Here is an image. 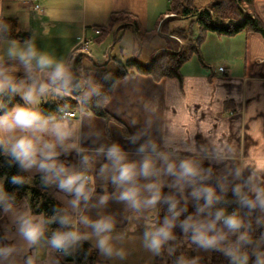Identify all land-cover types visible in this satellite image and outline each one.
<instances>
[{
    "label": "crops",
    "instance_id": "1",
    "mask_svg": "<svg viewBox=\"0 0 264 264\" xmlns=\"http://www.w3.org/2000/svg\"><path fill=\"white\" fill-rule=\"evenodd\" d=\"M40 2L42 15L29 8L28 0H0V16L16 18L19 29L31 35L27 42L0 40V61L22 58L23 53V59L38 69L41 86H47L43 92L38 90L39 95L29 68L15 73L11 84L34 108L43 103V95L52 99L67 94L49 81V73L57 65L71 66L83 35L90 39L100 35L91 27L107 26L113 13L124 12L134 15L145 33L158 29L163 18L170 16L166 13L170 0ZM12 6L15 13L7 14ZM253 9L264 22V0H255ZM170 25L161 32L169 35L164 38L167 48L174 47L172 40L179 41L170 34L174 30ZM201 53L202 65L187 70L186 61L180 78L155 81L136 74L116 84L106 108L125 125L129 137L117 123L78 110L76 117L67 119L31 112L38 119L29 127L0 126L6 151L15 152L30 181L37 178L48 189L75 227L77 240L97 247L100 261L115 264L114 253L131 260L133 250L136 259L149 258L140 253V248L147 253L152 249L146 233L167 225L170 237L159 250L154 249L155 264H264V38L255 32L232 36L209 32ZM86 54L95 62L91 53ZM41 57L51 60V65L41 66ZM207 59L217 64L207 66ZM220 66L226 74L219 71ZM93 78L94 71L89 72L80 99H89L100 89ZM30 91L32 97L26 99ZM80 99L74 97L78 103ZM18 108L1 117L8 115L11 121ZM21 139L32 144L27 159L14 151ZM113 146L119 149V157L110 156ZM184 161L191 163L195 175L183 174ZM145 162L150 164L147 173ZM123 165L133 166L130 180L117 179ZM84 173L89 184H84L82 194L75 190L80 181L71 189L61 186L67 177ZM130 189L136 191L135 201L121 198ZM209 189L213 197H238L237 206L222 215L224 220L207 205ZM4 196L3 180L0 200ZM153 196L158 199L149 203ZM233 215L241 221L238 229L225 223ZM101 220L111 228L98 233L95 224ZM25 221L41 229L34 244L21 231ZM201 232L216 237L215 243L194 240ZM49 235L45 214L33 212L28 197L3 205L0 264H77L70 251H57ZM105 236L112 251L109 259L101 256L103 249L93 240Z\"/></svg>",
    "mask_w": 264,
    "mask_h": 264
},
{
    "label": "trees",
    "instance_id": "2",
    "mask_svg": "<svg viewBox=\"0 0 264 264\" xmlns=\"http://www.w3.org/2000/svg\"><path fill=\"white\" fill-rule=\"evenodd\" d=\"M195 1L170 0L166 10V13H176L177 16L194 17L193 21L198 26V35L195 39L191 37L190 29L177 28L172 30L170 34L175 35L180 42L176 39L172 40L175 43L174 47L167 48V46L158 50L153 56L152 64L149 66L148 64L139 63L134 57L126 60L110 57L105 63L95 64L93 82L100 89L89 99H80L91 70L84 64L88 56L83 52H75L71 66L64 69L63 79L53 81L52 74L55 71L49 73V81L58 84L67 94L58 95L52 99H45L43 95V103L34 108L18 96L14 88L2 89L0 90V117L11 112L14 106L38 113L42 117H50L55 114L61 115L64 112H71L79 108L78 102L74 100V97H78L83 113L102 117L106 122L113 121L117 123L122 127L124 135L129 137L130 133L125 125L106 108V104L112 97L113 90L119 81L136 74L149 75L155 81L164 78H180L182 65L194 54H197L200 61L203 62L201 46L209 32L224 36H232L240 32H255L264 38V22L253 9L255 0H209L207 7L203 8L198 7ZM173 19L169 16L164 17L159 27V33ZM99 27L102 32L95 39L97 42L103 40L110 30L116 29L119 31L131 27L134 28L136 38L141 43L148 42L155 36V33L151 31L143 33L139 28L137 18L124 12L113 13L108 25ZM162 36L169 39V35L162 34ZM30 37L29 32H23L19 29V22L16 18L0 16V40L27 42ZM111 61L116 64V68H109L108 65ZM23 67L29 68L32 80L40 89L38 69L30 61L20 57H8L0 61V81L6 70ZM0 178L4 180L5 190V196L0 200V215L3 205L17 203L28 197L32 211L45 214L47 229H49L50 234L74 233L75 227L67 220L60 204L53 198L48 189L37 178L30 181L15 152L6 151L1 134ZM237 203L238 197L236 195H227L223 198L212 196L211 202L208 198L207 205L216 214H225L230 208H235ZM69 238L72 237L69 236ZM70 240L67 247L71 251ZM76 251L78 264L82 262L105 264L98 259L97 250L86 241L79 240L76 244Z\"/></svg>",
    "mask_w": 264,
    "mask_h": 264
},
{
    "label": "clouds",
    "instance_id": "3",
    "mask_svg": "<svg viewBox=\"0 0 264 264\" xmlns=\"http://www.w3.org/2000/svg\"><path fill=\"white\" fill-rule=\"evenodd\" d=\"M31 55H34V53H31ZM22 58H24V54H21ZM41 66L51 65L52 61L49 60L46 57H41L39 61ZM65 75L64 69L62 65H57L55 72L52 74L53 81L58 79H63ZM6 86V81H0V90H2ZM46 85H42L40 88V91L43 92L46 88ZM34 91V90H33ZM32 97V91H30L26 99H31ZM38 119L36 114L29 112L26 109H16L14 110V114L12 115L11 121L9 120V116L6 115L4 117H0V126H7L9 128L15 127L17 125L23 126V127H29L33 124V122ZM14 151L17 152L18 155H22L24 158H28L32 155V144L30 142H26L25 139H21L17 142ZM110 156L119 157V149L116 146H113V148L110 150ZM150 164L149 162H145L144 164V170L145 173H147V170L149 169ZM172 166H169V169L171 170ZM181 168L183 169V174L185 176H191L195 175L196 170L191 165L190 162L184 161L181 164ZM134 175L133 166L130 165H123L120 168L119 176L117 177L120 181H127L130 180ZM86 177H83L82 175H72L67 177L65 180L62 181L61 186L65 188L71 189L74 185L77 184L78 181L85 180ZM76 192L78 194H82L84 192V183H79V186L75 188ZM136 191L135 190H128L125 191L122 194V199H129L135 201L136 199ZM208 197L209 202H211L212 199V191L211 189L208 190ZM158 199L157 196H153L152 199L149 201V203H154ZM264 202V201H262ZM175 207V205H173ZM223 215L222 213L218 214ZM225 223L231 228V229H238L241 226V221L235 216H229ZM95 228L98 233H102L105 230H108L111 228V224L108 222H105L103 220L96 222ZM21 231L23 232V235L25 238L32 244L36 243L41 235V229L39 225H34L29 221L24 222V226L22 227ZM69 236L76 238L75 233H69L64 235H56L53 240L52 244L56 246L57 248L63 247L66 240L69 238ZM146 237H150V247L155 250H159L162 243L167 240L170 237V232L168 230V226L166 225L163 228L158 229L155 232H148L146 233ZM108 237H103L99 243L102 249L105 251L111 252V248L108 246ZM194 240L200 241L202 244L205 245H212L216 241V237H208L204 233H199L194 237Z\"/></svg>",
    "mask_w": 264,
    "mask_h": 264
},
{
    "label": "rangeland",
    "instance_id": "4",
    "mask_svg": "<svg viewBox=\"0 0 264 264\" xmlns=\"http://www.w3.org/2000/svg\"><path fill=\"white\" fill-rule=\"evenodd\" d=\"M208 1L209 0H196L195 3L198 7H201V6L207 5ZM12 9L13 10L10 9L6 13L7 14L8 13L9 14L15 13L14 10L16 8L12 6ZM35 14L42 15L43 13L40 14L39 11H36ZM168 14H170L169 17L174 18L173 20H171V22H169L171 24L170 25L171 29H173V28L175 29L178 27L190 29L191 30V37L193 39L198 35V26H197V23L195 21H193L194 17H181V16H177L176 13H168ZM61 27L62 26L60 25V28ZM91 28H92V32H94L93 29L96 27L93 26ZM152 30L153 31H151V32L155 33V36L153 37L152 40H150L148 42H144V43H141L140 41L137 40V38H136V36H135V34L131 28L116 31L118 33H116L115 30H110L105 35L103 40H101L100 42H97L92 37V42L89 45L90 51L88 53H91V56L94 57L96 63H99V62L103 63L107 60V58L110 59V57L111 58L116 57V58H119L121 60H126L127 58L134 57L138 60L139 63L147 64L149 62L150 58L159 49L165 47V43H166L164 40V37L161 35V33H159V28L157 29L155 27ZM99 36L100 35H98L97 38ZM82 39H83V37H82ZM179 42H180V40H179ZM122 49H123V51H122ZM27 61H29V60H27ZM95 62L90 60L88 57L84 61L85 66H87L91 69L90 75L93 73V68H94ZM185 64H187V67H185L184 69H187V70L193 69L195 67V64L202 65L197 54H194ZM215 64H217L215 61H209L208 59L206 60L207 66H214ZM109 68H111V69L116 68V64H114V62L111 61L109 63ZM25 69L26 68H11V69H9V72H4L2 79H1V81H6V86L4 87V89L9 90L12 86L11 84L13 82L14 76L16 77V74H21L23 71H25ZM34 85L37 89L36 93H37V95H39L38 90L40 91V89L38 88V86L36 84H34ZM19 92L21 93L22 91L19 90ZM0 181L3 182V178H0ZM229 195H234V194H229ZM228 211L229 210H227V212H225V214L228 213ZM171 215H173V214H171ZM56 235H64V233H52L51 234V236H53V238ZM49 236H48V238H49ZM93 240H96L97 244L100 246L98 238H95V239L93 238ZM95 250H97V247L95 248ZM143 251L145 252L144 255H148L149 258L142 259L140 256L139 259H136V256H135L136 251L134 252V250H133V253H134L133 259L130 260V259L117 258L116 254L114 253L112 262H114L115 264H155V253H154L155 251H154V249L148 250L149 253H147L145 251V249L142 250V248H140V253L141 252L143 253ZM102 252H101V256L104 259L105 258L109 259L111 257L112 251L108 252V251H105L103 249ZM133 253H132V255H133ZM102 262H104V261H102ZM104 263L107 264L106 262H104ZM82 264H90V263L82 262Z\"/></svg>",
    "mask_w": 264,
    "mask_h": 264
},
{
    "label": "built area",
    "instance_id": "5",
    "mask_svg": "<svg viewBox=\"0 0 264 264\" xmlns=\"http://www.w3.org/2000/svg\"><path fill=\"white\" fill-rule=\"evenodd\" d=\"M28 5L32 9L40 11V12H43V10H44L42 5H41V3H40V0H28ZM99 32H100V30L96 29V33H99ZM90 42H91V40L89 38H87L86 36H84L83 39L80 42L81 50L82 51H88ZM219 70L221 72L225 73V74L227 73L225 71V67H223V66H220ZM79 106H80V104H79ZM79 112H81V108L80 107H79ZM76 115H77L76 111H71V112L62 113L60 117L62 119H67V118L76 117ZM82 176L86 177L87 179H86V181L85 180H81L80 182L84 183L85 185L89 184V175L87 173H84V174H82ZM75 236H76V233H75ZM49 238L52 239V237H49ZM76 244H77V238H73L72 237L71 254L73 256V262H75V263H76V252H77L76 251ZM67 250H69L68 247H67V240H66V242H65L63 247L57 248V251L59 253L66 252Z\"/></svg>",
    "mask_w": 264,
    "mask_h": 264
},
{
    "label": "water",
    "instance_id": "6",
    "mask_svg": "<svg viewBox=\"0 0 264 264\" xmlns=\"http://www.w3.org/2000/svg\"><path fill=\"white\" fill-rule=\"evenodd\" d=\"M151 64H152V62H151L149 65H151ZM149 65H148V66H149Z\"/></svg>",
    "mask_w": 264,
    "mask_h": 264
}]
</instances>
